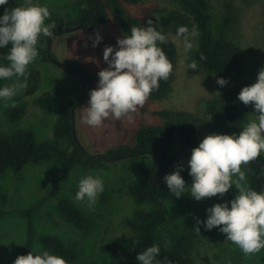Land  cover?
<instances>
[{
	"label": "rangeland",
	"instance_id": "1",
	"mask_svg": "<svg viewBox=\"0 0 264 264\" xmlns=\"http://www.w3.org/2000/svg\"><path fill=\"white\" fill-rule=\"evenodd\" d=\"M207 1L209 13L212 16L213 33L217 38L229 41L235 46L241 64L240 75L223 77L228 80V84L220 87L216 79L222 76L207 73L200 66L196 70L186 69L188 63L194 60L196 38L193 48L186 53L182 41L176 39L175 34L170 30L164 31L159 26L162 16L172 9L178 10L175 0H140L136 4L119 0L124 12L138 19L142 26L146 19H152L154 26L165 34L174 47L176 57L165 94L161 98H152L149 95L145 104L138 107L136 113L131 114V119L127 117L115 119L109 116L102 125L92 127L82 121L81 108L86 106L89 98L75 108V132L87 153H104L120 145H133L134 135L138 128L163 123V119L155 114L156 112H185L196 116L203 122V125L196 130V141L193 145L182 148L176 137L168 151V155H175V158L163 171L159 172L155 180L159 184L165 183L163 176L174 171L179 164H183V170L188 168L187 160L191 150L212 131L211 120L204 112L206 102L219 98L226 92H233L254 83L259 69L264 66V0ZM32 2L48 7L50 16L45 20L46 24L60 20L75 21L84 7L77 0H32ZM102 2L108 19L105 25L97 31L102 39L95 47L92 46V39L97 32L88 33L83 28L73 32L55 34L50 42L49 52L53 58L62 63L77 62L80 68L89 75L91 85L86 80L72 76L48 61H42L44 49L42 46H37L38 56L28 65L27 80L31 72L37 71L39 88L30 97L23 96L24 89H22L10 100L0 99V130L10 132L19 128L32 129L38 140H53L52 126L59 107L72 98L83 97L89 91L90 86L91 89L96 87L97 72L107 66L102 59L103 48L106 45L114 46L117 38L125 35L113 15L108 0H102ZM24 3L25 0H8L6 5L8 9H11ZM40 37L44 41L48 40V37L42 35ZM13 80L15 77L0 80V85L11 84ZM46 93L53 95V103L48 110H43L36 104V99ZM18 100L26 102V110L18 122L11 123L7 118L6 108ZM254 118L250 102L246 105L244 121L236 134ZM59 144L65 146L66 142L60 140ZM260 154L264 155V152ZM151 160L149 157L136 160L125 157L114 162H107L106 167L76 165L67 176H64L59 162L47 161L38 165L26 166L18 174L9 171L0 174V188L12 193L14 204H16L18 199L13 191L28 201L35 196L31 194L32 192L44 191L52 183L56 184L54 200L47 202L33 215L36 233L57 234L67 245L75 248L78 260L82 262H93V260L94 262H108L110 258L100 253L98 242L103 237H108L107 233L112 230L127 233L123 219L131 217L133 210L138 206L128 195L126 187L129 182L141 177ZM88 174H100L104 181V191L98 194L95 204L91 206L84 201H74L78 179ZM260 190H264V185ZM235 194L236 190L230 188L223 197L217 194V196L196 201L188 193H184L179 198L174 197L166 201L160 233L169 236L170 245L176 249H178L177 240H181L179 249H186L190 253L191 264H264L261 260L264 256V249L255 254L246 255L236 244L225 238L226 234L218 231L219 226L205 230L202 224H196V218L201 221L206 218V208L215 203L231 200ZM60 198L71 200L89 217L90 224L86 233L75 230L62 219L55 204V200ZM4 209L8 208L3 207ZM197 227L200 233L195 230ZM24 237L25 222L19 215L7 214L0 217V264H13ZM39 249L42 248L35 243L33 251Z\"/></svg>",
	"mask_w": 264,
	"mask_h": 264
},
{
	"label": "trees",
	"instance_id": "2",
	"mask_svg": "<svg viewBox=\"0 0 264 264\" xmlns=\"http://www.w3.org/2000/svg\"><path fill=\"white\" fill-rule=\"evenodd\" d=\"M77 1L84 6L78 19L54 22L53 32L82 24L84 25L83 29L88 33H94L105 25L108 15L102 0ZM124 1L136 4L140 0ZM175 2L178 10L172 9L168 14L162 16L159 26L164 31L170 30L174 34L178 26L186 25L189 30L195 26L199 35L196 37L193 59L197 65L210 74L226 78L238 77L241 73V64L237 51L231 42L214 35L208 1L175 0ZM108 4L125 35L130 34L131 26H142L138 19L124 12L119 0H108ZM5 8L7 5L0 6V14H3ZM47 41L39 37L37 44L44 49L41 60L45 62L48 60V53L50 54L47 51ZM159 46L174 64L176 54L172 44L166 40ZM9 47L10 45L0 48V61L2 63H7L3 57L8 52ZM50 56L53 57L51 54ZM201 56L204 59H201ZM65 64L86 79H90L77 62L69 61ZM169 76L166 80L159 81V87L150 93L152 98H161L165 94L169 84ZM38 88L39 74L34 71L29 74L23 96H33ZM239 91L240 89L226 92L221 97L206 102L204 112L211 120V133L232 134L238 131L244 121L246 109V105L237 99ZM81 98H72L59 107L52 126L53 140H38L32 129L19 128L10 132L0 130V174L8 171L18 174L26 166L38 165L47 161L59 162L64 176H67L76 165L106 167L108 163L102 157H91L89 153L83 152L73 139L71 109ZM52 103L53 95L50 93L36 99V104L43 110H48ZM25 110V101L18 100L16 103L8 105L6 108L8 120L11 123L18 122ZM155 114L163 119L161 125L141 126L135 132L133 145H120L103 153L106 158L122 157L128 154L127 158L130 160L146 157L152 159L141 177L127 184V193L134 204L138 206L133 210L131 217L123 219L127 233L112 230L107 233L108 237L105 234L106 238L103 237L98 242V250L101 254L108 256L109 261L82 262L78 260L79 257L75 248L67 245L57 234L36 233L33 215L47 202L54 200L56 192V184L54 183L44 191L32 192L31 194L35 196L28 201L13 191L18 199L16 204H14L12 193L0 188V217L7 214H17L25 222V237L18 255H26L29 251H33V246L37 243L42 249L65 258L68 264H138L135 259L137 252H142L146 247L155 243L160 247L157 260L161 264H191L190 253L186 249H179L181 240H177L178 249H176L170 245L171 238L160 233L164 221L165 202L174 199V196L167 190L166 184L158 186L159 183L156 180L150 183V179L154 175L156 162H158L161 172L174 160L175 155H168V151L175 138L179 139L182 148L193 145L197 137L196 130L203 125V122L196 116L185 112L159 111ZM60 140L66 142V145L59 144ZM241 168L246 172L250 187L257 190V181L261 186L264 185L263 154H260L247 165L242 164ZM180 174L186 185L192 182L188 168ZM55 204L60 216L67 224L77 231L87 232L90 224L89 217L71 200L60 198L55 200ZM3 207L8 209L3 210ZM261 260L264 262V256Z\"/></svg>",
	"mask_w": 264,
	"mask_h": 264
},
{
	"label": "clouds",
	"instance_id": "3",
	"mask_svg": "<svg viewBox=\"0 0 264 264\" xmlns=\"http://www.w3.org/2000/svg\"><path fill=\"white\" fill-rule=\"evenodd\" d=\"M7 3L8 0H0V6ZM49 16L46 5L32 0H25L24 4L11 9L5 8L0 14V48L10 45L3 57L7 63H0V80L15 77L11 84L0 85V99L10 100L27 87V68L38 56L39 37L54 35L55 24L45 23ZM129 33L117 38L114 46L103 48L102 59L107 66L97 72L96 87L89 91L87 104L81 108L82 121L89 126H100L109 116L131 119V114L136 113L150 93L159 87V81L166 80L173 70L172 62L159 46L167 37L154 27L152 19H147L144 26H131ZM198 35L195 26L189 30L186 25H181L177 27L175 38L182 41L187 53ZM101 39L97 32L92 46ZM197 68L196 61L192 60L186 69ZM216 83L223 87L228 80L218 77ZM237 99L244 105L251 102L255 118L238 134L210 133L191 150L187 160L192 179L190 185L186 186L180 174L183 164L165 174L163 181L175 198L188 193L196 201L217 194L223 197L230 188L236 190L231 200L206 208V218L203 221L196 218V224H202L205 230L219 226L218 231L226 234L225 238L247 255L264 249V190L258 192L250 187L246 172L241 168L242 164L247 165L264 152V66L259 69L254 83L240 89ZM103 191L104 181L100 174L84 175L77 181L74 201H84L91 206ZM195 230L200 233L198 227ZM159 252V245L154 243L137 252L135 259L138 264H161L157 260ZM13 264L68 262L49 250L39 249L18 255Z\"/></svg>",
	"mask_w": 264,
	"mask_h": 264
},
{
	"label": "water",
	"instance_id": "4",
	"mask_svg": "<svg viewBox=\"0 0 264 264\" xmlns=\"http://www.w3.org/2000/svg\"><path fill=\"white\" fill-rule=\"evenodd\" d=\"M97 1V0H96ZM84 27V25H82V24H78V25H75V26H72V27H69V28H64V29H62V30H59V31H57V32H54V35L55 34H58V33H63V32H73V31H76V30H79V29H81V28H83ZM53 35V36H54ZM52 36V37H53ZM52 37H50V38H48V41H47V51L49 52L50 51V42H51V39H52ZM48 62H50V63H52L53 65H55L56 67H58L59 69H61V70H63V71H65V72H67L68 74H70V75H72V76H76V77H78V78H80V79H84V80H86L90 85H91V83H90V81L88 80V79H86L83 75H81L80 73H78L77 71H75V70H73V69H71L70 67H68L65 63H62V62H59V61H56L53 57H51L50 56V54L48 53ZM91 90V86H90V89H89V91ZM89 91L80 99V100H78L77 101V103H76V105H75V107H73L72 109H71V128H72V136H73V139H74V141L76 142V144L79 146V148L83 151V152H85V153H87V151L82 147V145L80 144V142H79V140H78V137H77V135H76V132H75V128H74V126H75V118H74V111H75V108L77 107V106H79V105H81L82 103H84L88 98H89V96H88V93H89ZM90 156L91 157H102L106 162H114V161H117V160H119V159H122V158H125V157H127L128 156V154H126L125 156H122V157H115V158H106L104 155H103V153H97V154H90ZM159 166H158V162H156V168H155V172H154V175L151 177V179H150V183H152V181L153 180H155L156 179V177L158 176V174H159ZM165 183H162V184H159L158 186H160V185H164ZM260 188H261V184L259 183V181H257V191L259 192L260 191Z\"/></svg>",
	"mask_w": 264,
	"mask_h": 264
}]
</instances>
